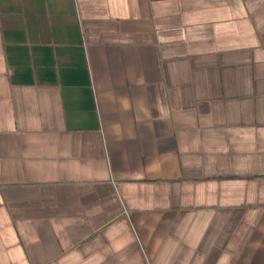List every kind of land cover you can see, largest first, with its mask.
Wrapping results in <instances>:
<instances>
[{
    "label": "crops",
    "instance_id": "0c3cea01",
    "mask_svg": "<svg viewBox=\"0 0 264 264\" xmlns=\"http://www.w3.org/2000/svg\"><path fill=\"white\" fill-rule=\"evenodd\" d=\"M0 264H264V0H0Z\"/></svg>",
    "mask_w": 264,
    "mask_h": 264
}]
</instances>
